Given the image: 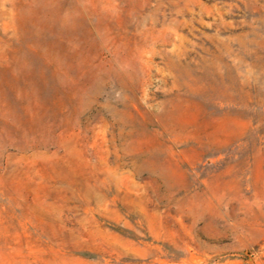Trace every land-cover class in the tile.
Listing matches in <instances>:
<instances>
[{
  "label": "rangeland",
  "instance_id": "374dc122",
  "mask_svg": "<svg viewBox=\"0 0 264 264\" xmlns=\"http://www.w3.org/2000/svg\"><path fill=\"white\" fill-rule=\"evenodd\" d=\"M0 264H264V0H0Z\"/></svg>",
  "mask_w": 264,
  "mask_h": 264
}]
</instances>
